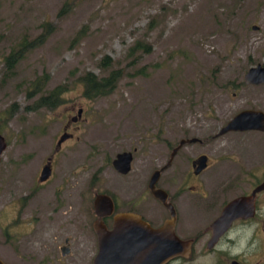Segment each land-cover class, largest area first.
<instances>
[{
	"label": "rangeland",
	"instance_id": "374dc122",
	"mask_svg": "<svg viewBox=\"0 0 264 264\" xmlns=\"http://www.w3.org/2000/svg\"><path fill=\"white\" fill-rule=\"evenodd\" d=\"M136 41L149 50L131 52ZM11 54L20 57L9 70ZM106 56L109 68L101 66ZM257 63L264 65V0H0V251L92 264L95 194L123 201L164 159L166 143L210 137L242 108H264V84L242 79ZM110 69L120 71L113 90L85 98L80 77ZM57 85L63 102L36 107ZM64 127L73 137L37 186ZM217 140L210 153H226L229 134ZM121 151L132 152L125 176L110 163ZM64 237L70 251L61 256ZM224 257L196 246L172 264H227Z\"/></svg>",
	"mask_w": 264,
	"mask_h": 264
},
{
	"label": "flooded vegetation",
	"instance_id": "af4514ba",
	"mask_svg": "<svg viewBox=\"0 0 264 264\" xmlns=\"http://www.w3.org/2000/svg\"><path fill=\"white\" fill-rule=\"evenodd\" d=\"M245 84L260 86L264 82ZM241 110H259L264 114V108L256 106H247ZM80 113L78 109L77 116ZM224 124L210 137L184 136L172 146L166 143L164 159L152 168L142 186L120 197L123 201H118L107 191L96 193L95 196L107 195L111 204L102 202L101 216L95 213L92 205L95 215L92 230L95 221H100L106 229H111L116 213H131L152 228H159L164 223L171 224L178 238L190 242L189 256L197 246L201 253L224 255L227 264H264V121L262 129L229 130L218 135L217 132ZM224 134H229L228 151L211 154L214 148H218L217 137ZM235 134L242 135V138ZM61 136L66 137L59 141ZM72 137L73 134L64 127L52 154L40 165L37 186L50 180L56 151ZM190 139L194 140L187 142ZM213 141H216L215 145H211ZM186 147L188 152L185 151ZM128 152L131 153L132 162V152ZM112 160L110 163L117 175L125 176L129 173L131 162L129 170L121 173L113 167ZM45 166L49 167L50 173L45 180L39 181L41 170ZM154 172L155 178H152ZM225 207L226 219L221 220L224 224L215 226ZM31 220V223L39 224V219L34 217ZM9 234L7 230L6 236ZM62 248L66 249V253L62 254ZM58 250L61 256L69 254L68 237H64ZM49 258L50 256L45 255L24 254L16 249L0 251V264H52L53 260ZM183 258L187 257L175 256L165 264H172Z\"/></svg>",
	"mask_w": 264,
	"mask_h": 264
},
{
	"label": "water",
	"instance_id": "95a60500",
	"mask_svg": "<svg viewBox=\"0 0 264 264\" xmlns=\"http://www.w3.org/2000/svg\"><path fill=\"white\" fill-rule=\"evenodd\" d=\"M255 28L252 26V29ZM243 80L245 83L254 84L264 82V65L257 63L249 67L243 75ZM263 121V112L241 110L226 121L217 134H223L229 130L262 129ZM64 137L66 136H61L59 141ZM193 140L190 139L187 142ZM5 147L4 137L0 135V155ZM130 162L131 153L120 152L115 155L112 165L117 171L125 173L130 168ZM49 173V167H43L39 181L45 180ZM155 174L156 172L151 177L155 178ZM102 202L106 205L111 204L109 197L105 194H97L93 199V209L98 216L103 214L101 212ZM226 211L227 207L223 209L215 226L224 224L221 220L226 219ZM93 231L96 236L97 251L92 264H165L175 256H189L190 242L178 238L171 224L164 223L159 228H152L135 214L116 213L113 216L111 229H106L100 221H95ZM61 250L62 254L66 253L65 248Z\"/></svg>",
	"mask_w": 264,
	"mask_h": 264
},
{
	"label": "trees",
	"instance_id": "16d2710c",
	"mask_svg": "<svg viewBox=\"0 0 264 264\" xmlns=\"http://www.w3.org/2000/svg\"><path fill=\"white\" fill-rule=\"evenodd\" d=\"M149 47L144 45L141 42L136 41L131 47L130 51L135 49H141L144 52H147ZM18 56V57H17ZM20 56L17 55H8L4 58V63L6 65V68L11 70V67L13 66L14 62L18 60ZM109 59L108 57H104L101 62V66L104 68H109ZM119 69H110L105 75L103 76H96L92 72H85L80 77V82L83 85L84 91V97L85 98H96L98 96H103L111 92L115 86L116 81L120 77V71ZM44 90H42L43 92ZM35 92V90H34ZM64 92V89L57 85L53 87L52 89L48 90L47 93L39 94L35 101L36 107H45V108H53L55 106H58L63 102L62 100V94Z\"/></svg>",
	"mask_w": 264,
	"mask_h": 264
}]
</instances>
